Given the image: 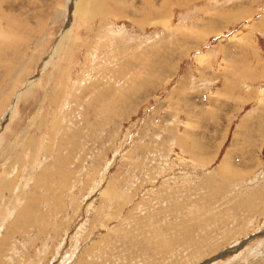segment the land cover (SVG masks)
<instances>
[{
	"label": "rangeland",
	"instance_id": "374dc122",
	"mask_svg": "<svg viewBox=\"0 0 264 264\" xmlns=\"http://www.w3.org/2000/svg\"><path fill=\"white\" fill-rule=\"evenodd\" d=\"M263 16L0 0V264H264Z\"/></svg>",
	"mask_w": 264,
	"mask_h": 264
},
{
	"label": "crops",
	"instance_id": "0c3cea01",
	"mask_svg": "<svg viewBox=\"0 0 264 264\" xmlns=\"http://www.w3.org/2000/svg\"><path fill=\"white\" fill-rule=\"evenodd\" d=\"M262 2L264 1V0H261ZM148 3H149V1H148ZM244 8V9H243ZM247 8L248 7H246V5L245 6H243V7H235V6H233V7H231L230 9H229V18H232L234 15H241L242 13V15L243 16H245L246 15V10H247ZM248 13H251V10L249 9V12ZM259 29V30H258ZM254 32H252L251 34H249V35H247V34H244L243 36H264V16H263V19L261 20V23L259 24V26L258 25H256V26H254L253 27V29H252ZM251 65H253V64H251ZM251 65H250V68H251ZM255 65H257L259 68H260V70L261 71H263L264 70V67L261 65V64H255ZM245 86L246 85H244V87L241 85L240 87H242L243 89H241V90H238V95H241V94H243V95H245V98H247V97H254V98H256L257 97V94L259 93V97H260V99H262V97H263V92L261 91V90H259V92L257 91L256 93L253 91V90H251V89H249V90H246L245 89Z\"/></svg>",
	"mask_w": 264,
	"mask_h": 264
},
{
	"label": "bare ground",
	"instance_id": "6f19581e",
	"mask_svg": "<svg viewBox=\"0 0 264 264\" xmlns=\"http://www.w3.org/2000/svg\"><path fill=\"white\" fill-rule=\"evenodd\" d=\"M68 24V23H67Z\"/></svg>",
	"mask_w": 264,
	"mask_h": 264
}]
</instances>
